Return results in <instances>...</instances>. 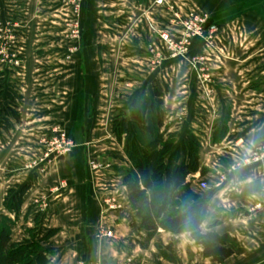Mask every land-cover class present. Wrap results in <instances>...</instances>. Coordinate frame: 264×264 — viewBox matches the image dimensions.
I'll list each match as a JSON object with an SVG mask.
<instances>
[{
  "label": "crops",
  "instance_id": "crops-1",
  "mask_svg": "<svg viewBox=\"0 0 264 264\" xmlns=\"http://www.w3.org/2000/svg\"><path fill=\"white\" fill-rule=\"evenodd\" d=\"M20 1L0 0V24L21 15L28 16L24 27L29 28L25 66L17 76L19 120L8 115L10 129L0 120V218L12 221L13 242L29 239L31 232L39 239L50 233L43 246L50 250L49 264H217L204 258L188 232L161 231L148 239L130 208L123 185L130 163L123 150L117 156L111 152L120 144L114 113L119 108L127 113L131 102L145 95L162 112L166 137L182 145L192 134L200 144V164L214 180L200 191L201 230L227 236L234 254L224 264H264V208L250 211L264 198V156L247 162L264 147V0H187L189 10L211 16L217 39L210 45L194 40L187 58L162 62L153 50L165 56L163 44L150 36L143 16L148 11L157 21L163 17L157 0H87L84 36L75 41L79 50L70 60L64 56L71 41L47 38L54 18L63 13L56 11L58 4L32 0L28 8L30 2L21 6ZM36 28L45 35L39 54L40 42L29 37ZM202 54L212 70L208 82L190 62ZM0 101L4 111L6 96ZM56 125L74 142L72 154L43 167L25 166ZM106 148L109 157L123 161L121 166L114 161L102 171L87 167L105 156ZM62 181L68 187L51 193ZM25 185L30 187L21 211L9 212L4 205L8 191ZM42 197L48 198V209L36 211L34 202ZM107 231L114 238L105 237ZM158 246L172 247L170 259Z\"/></svg>",
  "mask_w": 264,
  "mask_h": 264
},
{
  "label": "trees",
  "instance_id": "trees-1",
  "mask_svg": "<svg viewBox=\"0 0 264 264\" xmlns=\"http://www.w3.org/2000/svg\"><path fill=\"white\" fill-rule=\"evenodd\" d=\"M6 73L0 72V96L5 95L7 107L3 112L2 124L10 129L8 115L19 120L18 100L20 96L13 86L5 89ZM6 90V91H5ZM155 98L160 97L155 87ZM162 112L156 103L142 95L131 102L127 115L114 121V134L119 143L126 140L124 154L130 163L123 170V185L127 200L139 224V228L152 239L161 231L172 234L188 232L195 243L203 248L204 258L224 264L234 251L228 245L227 236L217 233H203L201 224L205 217L202 193L197 188L198 180H205L208 172L199 161L200 144L188 134L187 144L177 145L173 137H166L161 131ZM199 174V179L194 177ZM29 185L18 191L11 189L5 198V208L18 214ZM30 209L28 214L33 212ZM12 221L0 218V264H49L50 250L43 246L50 233L37 238L31 232L30 238L21 243L12 240ZM168 259L172 250L158 246Z\"/></svg>",
  "mask_w": 264,
  "mask_h": 264
},
{
  "label": "rangeland",
  "instance_id": "rangeland-1",
  "mask_svg": "<svg viewBox=\"0 0 264 264\" xmlns=\"http://www.w3.org/2000/svg\"><path fill=\"white\" fill-rule=\"evenodd\" d=\"M7 1L11 2V0H7ZM31 1L32 0H29V1L28 0H21L20 4H21V6L22 5L25 6V4L27 2H30L29 3V7H28V8H30V6L33 3V1L32 2ZM35 1L36 2L39 1L40 3L42 2L43 5H45V3L47 2L46 4L49 5L50 4L49 1H51V0H47V1H45V0H35ZM52 1H53V5L54 4H56V5L58 4V6L56 7V11L61 12L63 10L62 11L63 13H62V15L57 14L56 18H54V21L56 22V25H53L51 27V29L48 28V31L50 33H47L48 34L47 38H52L51 42L58 41L60 39L72 42V44H71L72 46H70L67 49V52H66V54L64 56L65 59H67L68 50L70 48L71 49L74 48L76 46V42L75 41H78V40L80 41L82 39V37L84 36V30H82V28H81V18H82V14L84 12V8L87 6V0H82L81 10H80V14H79L78 19H77L76 16H74L76 13L74 11L73 5H71L68 2V0H52ZM187 4H188L187 0H163V4L162 5H158V4L156 5L155 4L156 6H159L160 8H163V11H164V13L161 14L163 17H161V19L158 18V21L155 18V15L149 14L148 11H146L143 16H144V24H147L146 26L148 28V32H150V34H151V35L150 34L149 35L150 36L153 35L152 37H154V38H159V35H158L159 32H161L162 30H165V31H170L171 30L170 32L173 33V34L172 33L171 34L174 35L178 39V32H180L181 27H179V26L177 27L176 26V23L174 21V13L178 12L181 15H185V14H188L189 12H195V11L198 12L197 9L189 10ZM148 7H151V6H148ZM65 10H66V12H65ZM198 13H201V12H198ZM27 14H29V13L27 12ZM66 14L68 16L67 18H66ZM207 17H208L207 26H209V24L213 25V21L211 20V16L207 15ZM13 18L14 17H10L11 20L9 19L6 22H3L2 25L5 26L7 23L11 24V22L14 24V27H15V29H14L15 30V36L14 37H15V39L12 40V41H9V39L7 40V38L5 36L0 38V52L3 51V50L4 51L6 50V52H7V53L5 52L3 55H0V63L2 65L3 71L6 73V78L4 80V86H5L6 90H8L9 86H13V88H15V90H16L17 81L19 80L18 77L20 76L19 74H20V72H22L24 70V66H25V63H23V59H24V56H25L24 54H26V50L24 49V45H25L24 43L27 41V37H28V33H29L28 32L29 28L28 27H24L26 25L25 21L27 20L28 16L27 17L21 16V15L20 16H16V18H15L16 20H14V21H13ZM76 19L79 21L78 23L80 24V28H81V36L77 40L70 38L71 37V32L69 30V28H70L69 25L70 24H74V22L77 21ZM36 29L33 30V35H31V32H30V36L29 37H30L31 40H33L35 42H36V40H37V42L38 41L40 42L41 45H39V47L36 49V50H38V54H39V52L43 53V51H44L43 47H41V46L45 44V43H43L45 35L43 34L44 32L40 31L39 29H37V30ZM30 39H29V41H30ZM216 39H217V30L213 34V38L212 39H209V40L201 39V40H199V42L200 43L203 42V44L207 43V44L210 45V44H213V42ZM159 40H160V38H159ZM8 49H10L11 51H8ZM163 49H164V52H165V56H164L165 58L164 59H167L168 55H169V52L166 50V47H165L164 44H163ZM9 52H12V54H15L17 56V58L19 60V64L18 65H16L15 63L11 64V63H9V60L6 59V56L7 57L10 56ZM201 56L205 57L204 54H202ZM10 58H8V59H10ZM68 60H70V59H68ZM205 60H206L205 68H207V71H208L207 74L210 75L212 73V70L209 67V64H208V61H207L206 57H205ZM11 76H13V78H11ZM200 79L203 80V78H200ZM136 81H138V80H136ZM129 83H131V82L129 81L128 85H129ZM132 85H133V83H132ZM122 86H124V88H127V90H129V88H130L129 86L128 87H126L125 85H122ZM157 86H159V85H157ZM159 87L162 88V90H163V85L162 84ZM124 88H122V89H124ZM124 90H126V89H124ZM123 96H124V94H123ZM125 96L129 97L126 94H125ZM0 98H1V96H0ZM148 98L151 99L150 96ZM3 112L4 111L2 110V107H0V120H2L1 118L3 117ZM126 115H127L126 109H124V108L123 109L119 108L114 113V117L116 119H119V120H122V118H124ZM60 130L62 131L61 133L66 134L67 135L66 137H68V139L72 141V139L70 138V135L68 134L67 130H65L64 128L60 127L59 125H56L55 127L52 128V130L47 135H45V136H43L41 138L42 141L40 140L41 141L40 150L36 152L34 158H32L30 160H26L25 166L28 167L29 165L36 164L37 162L39 164L37 167H43L44 166V164L41 162V160H42L44 154H46V151L49 148H53V145H51V147H50L49 142H52L53 141L52 139L54 137L55 138L59 137L58 133L60 132ZM101 131L106 134L108 132V129H107V127L104 126V127H102ZM125 142H126V140L123 139V143L119 144L120 147L116 143L115 147L114 148L112 147L113 148L112 150H114V151L111 150V152H114L112 155H114V156L115 155L117 156V154L119 155V152H120L119 150H123V152H124ZM101 145L103 147L104 146L107 147V145H109V144L106 142V143L101 144ZM74 149H75V144H74V147L72 149V152H73ZM106 150H107L106 151L107 153H106L105 156L100 155V157H97L95 160H93V162H91V160H90L88 162V164H87V167L92 168V163H94V165L96 166V169H93V168L92 169L96 170V171H99V170L102 171L101 169H105V168L108 169V165L110 166L111 163H113L114 161L115 162L113 164L117 163V165L121 166V163L123 161L121 162V160H118L117 157H115V158H113L111 156L109 157L108 156L109 149L106 148ZM70 154H72V153L70 152V153H67L65 155H70ZM106 156H107V158H105ZM57 158L58 157L53 155L52 158H51V161H53V160H55ZM204 181L208 182V185H212L213 182H214V180L211 179V178H209V179L205 178Z\"/></svg>",
  "mask_w": 264,
  "mask_h": 264
},
{
  "label": "built area",
  "instance_id": "built-area-1",
  "mask_svg": "<svg viewBox=\"0 0 264 264\" xmlns=\"http://www.w3.org/2000/svg\"><path fill=\"white\" fill-rule=\"evenodd\" d=\"M68 2L73 5L75 15L78 19L80 10H81V3L82 0H68ZM156 4L162 5L163 0H157ZM76 19V20H77ZM174 21L176 23V26L181 27L180 32H178V39L172 35L173 33L170 31L162 30L158 33L161 43H163L166 47V50L169 52L168 58L171 59H180V58H187L190 55V51L193 45L194 40L197 39H212L213 34L217 30V26L214 24H209L207 26L208 17L206 14L197 13V12H189L188 14L181 15L180 13L176 12L174 13ZM79 21H75L74 24L69 25V30L71 32L72 39H79L81 36V28ZM15 27L14 24L11 22L7 23L5 26L0 24V38L6 37L7 40L12 41L15 39ZM12 31V32H11ZM9 33V34H8ZM172 33V34H171ZM79 48L75 46L74 48H70L68 50V56L67 59H71V57L78 52ZM8 51H11L8 49ZM6 52V50L1 51L0 55H3ZM154 54L156 55V58L158 59V62H162L165 60L164 55H162L160 52H156L153 50ZM7 53V52H6ZM10 56H6V59L9 60V63H15L16 65L19 64V60L15 54H12V52H9ZM11 57V58H10ZM10 58V59H8ZM4 60V59H3ZM190 62L192 67L198 72L200 75V78H203L205 82H208L210 80V76L207 74V68H205L206 60L205 57L201 55H196L190 57ZM14 65V64H13ZM207 71V72H206ZM62 131L58 133L59 137H54L52 142H49L50 147L53 145V148H49L46 151V154H44L41 162L43 164H46L48 161L51 160L52 156L55 155L56 157L63 156L67 153H70L74 147V143L66 137L67 135L64 133H61ZM61 133V134H60ZM264 156V147H261L257 150H254L249 160L247 162L252 161H258ZM39 164L38 162L33 165H29L28 168H35ZM92 168L96 169V166L94 163H92ZM224 179V178H223ZM68 187L67 183L62 181L57 186H55L52 189L51 193H59L62 190H65ZM197 188L199 191H206L209 189L208 182L204 180H200L197 183ZM46 197L39 198L35 200L33 207L36 211L44 212L48 209V202ZM114 206H111L113 209ZM264 208V198L261 202L255 204L250 211L255 210H261ZM105 237L108 238H114V234L112 231H107L105 234H103ZM80 264H86L84 262H81ZM87 264H99V263H87Z\"/></svg>",
  "mask_w": 264,
  "mask_h": 264
}]
</instances>
